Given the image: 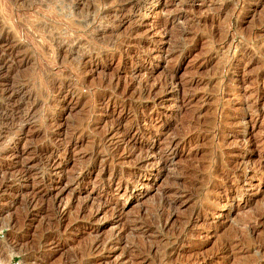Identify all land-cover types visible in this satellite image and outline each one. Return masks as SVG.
Returning <instances> with one entry per match:
<instances>
[{"label": "rangeland", "instance_id": "obj_1", "mask_svg": "<svg viewBox=\"0 0 264 264\" xmlns=\"http://www.w3.org/2000/svg\"><path fill=\"white\" fill-rule=\"evenodd\" d=\"M134 3L0 0V264H264V0Z\"/></svg>", "mask_w": 264, "mask_h": 264}, {"label": "bare ground", "instance_id": "obj_2", "mask_svg": "<svg viewBox=\"0 0 264 264\" xmlns=\"http://www.w3.org/2000/svg\"><path fill=\"white\" fill-rule=\"evenodd\" d=\"M143 1H144V3H143L142 5H140V4H138V3H134V4L131 5V8H134L136 12H139V11H141V10H143V9H146V8L148 9L149 7H151V4H152V2H153L154 0H143ZM139 3H140V2H139ZM159 6H160V3H158V8H159ZM158 8H157V7H154L153 9L155 10V9H158ZM161 12H162V11H161ZM163 13H164V12H163ZM154 16H155V15H154ZM152 17H153V16H152ZM169 23H170V22H169ZM164 30H165V29H164ZM166 35H167V34H166ZM168 36H169V35H168ZM2 45H3V44H2ZM4 46H5V45H4ZM6 46H7V45H6ZM8 47H9V46H8ZM4 48H5V47H4ZM10 48H11V47H10ZM10 48H9V49H10ZM3 50H4V49H3ZM84 52H85V51H84ZM3 54H4V52H3ZM7 54H10V52L7 53ZM5 56H6V55H5ZM7 57H8V56H7ZM1 60H2V59H1ZM5 61H7V60H5ZM2 65H4V64H2ZM0 67H1V66H0ZM8 68H9V67H8ZM0 69H1V68H0ZM10 95H11V94H10ZM14 95H15V94H14ZM8 96H9V94H8ZM13 97H14V96H13ZM10 99H11V96L9 97V100H10ZM154 106H155V105H154ZM3 110H4V109H3ZM4 111H6V110H4ZM11 115H12V114H11ZM13 116H14V115H13ZM6 118H8V117H6ZM6 118H5V119H6ZM14 118H15V117H14ZM9 119H10V118H9ZM15 120H16V119H15ZM19 120H20V119H19ZM16 121H17V120H16ZM19 122H20V121H19ZM19 122H18V125H16L17 127L14 126L15 129H21L22 123L19 124ZM15 123H17V122H15ZM10 127H11V126H10ZM12 129H13V128H10V129H9L10 132H11ZM12 131H14V130H12ZM135 132H136V131H135ZM141 132H142V131H141ZM206 132H207V131H206ZM139 133H140V132H139ZM11 134H12V133H7V135H4L5 137L2 138V141L5 142V141L8 139L9 136L11 137ZM2 135H3V134H2ZM126 137H127V136H126ZM129 137H130V136H129ZM131 138H132V137H131ZM165 138H166V137H165ZM168 139H169V138H168ZM129 140H130V139H129ZM7 142H9V141H7ZM127 143H128V142H127ZM168 143H169V141H168ZM4 144H5V143H4ZM170 144H171V142H170ZM5 145H6V144H5ZM97 146H98V144H97ZM160 146H161V145H160ZM165 146H166V145H165ZM168 146H169V144H168ZM173 146H174V144H173ZM63 149H64V150L66 149V145H63ZM109 151H110V150H109ZM144 151H145V150H144ZM140 152H141V151H140ZM144 154H145V153H144ZM144 154H143V155H144ZM143 155H142V156H143ZM144 156H145V155H144ZM160 157H161V156H160ZM145 159H146V158H145ZM143 160H144V159H143ZM163 160H164V161H162L161 164H162V165H166V163H168V162L171 160V158H170V159L167 158L166 160H165V158H164ZM159 161H160V159H159ZM55 164H56V163H55ZM56 165H57V164H56ZM56 165H55V166H56ZM104 165H105V164H104ZM104 165H103V166H104ZM35 166H36V165H35ZM50 166H51V165H50ZM26 167H27V166H26ZM230 167H231V166H230ZM233 167H234V166H233ZM52 168H53V167H52ZM165 168H166V167H165ZM234 169H235V168H234ZM159 170H160V169H159ZM162 170H163V169H162ZM24 171L26 172V170H23L22 172H24ZM45 171H46V170H45ZM62 171H63V170H62ZM59 172H60V171H59ZM64 172H65V171H64ZM26 173H27V172H26ZM49 173H50V172H49ZM55 173H56V172H55ZM77 173H78V172H77ZM58 174H59V173H58ZM69 174H70V173H69ZM62 175H63V173H62ZM64 175H65V174H64ZM77 175H78V174H77ZM23 176H24V175H23ZM51 176H52V174H51ZM65 176H66V175H65ZM68 176H69V175H68ZM68 176L66 177V179L69 178V180H70L72 177L70 178V177H68ZM183 176H184V175H183ZM44 177H45V176H44ZM75 177H76V176H75ZM33 178H34V177H33ZM51 178H52V177H51ZM40 179H41V178H40ZM44 179H45V178H44ZM99 179H100V178H99ZM101 179H102V178H101ZM69 180H67V181L69 182ZM97 181H98V179H97ZM97 181H96V182H97ZM120 181H121V180H120ZM3 182H4V181H3ZM3 182H2V183H3ZM2 183H1L0 185H2ZM71 183H72V182H71ZM97 183H98V182H97ZM69 184H70V183H69ZM170 184H171V183H170ZM36 185H37V184H36ZM55 185H56V184H55ZM66 185H67V184H66ZM67 186H68V185H67ZM2 187H4V186H0V192L6 190V188L2 190ZM90 187H92V186H90ZM94 187H95V186H94ZM102 187H103V186H102ZM170 187H171V186H170ZM33 188H35V187H33ZM33 188H32V189H33ZM63 188H65V186H64ZM70 188H71V187H70ZM97 188H98V187H97ZM186 188H187V187H186ZM71 189H72V188H71ZM29 190H30V189H29ZM49 190H50V189H49ZM61 190H62V189H61ZM72 190H73V189H72ZM92 190H93V189H92ZM189 190H190V189H189ZM192 190H193V189H192ZM11 191H12V190H11ZM15 191L18 192L17 190H15ZM20 192H21V191H20ZM58 192H60V190H59ZM14 193H15V192H14ZM65 193H67V192H65ZM71 193H72V191H71ZM18 194H19V193H18ZM44 194H45V193H44ZM72 194H73V193H72ZM171 194H172V193H171ZM192 194H193V193H192ZM195 194H196V193H195ZM30 195H31V194H30ZM30 195H29V196H30ZM32 195H36V194H32ZM61 195H62V194H61ZM61 195H60V196H61ZM68 195H69V194H68ZM68 195H67V197H68ZM167 195H168V194H167ZM20 196H21V195H20ZM17 197H18V196H17ZM80 197H81V196H80ZM86 197H87V196H86ZM162 197H164V196H162ZM190 197H191V196H190ZM28 198H29V197H28ZM28 198H26L27 200L25 201V207H26L27 209H28L29 207L32 206L33 202H36V201H37V200H36V201L33 200L34 197H32V199H28ZM37 198H39V197L37 196ZM83 198H84V197H83ZM72 199H74V198H72ZM84 199H86V198H84ZM163 199H164V198H163ZM42 200H43V199H42ZM42 200H41V201H42ZM74 200H75V199H74ZM76 200H77V198H76ZM82 200H83V199H82ZM159 200H160V199H159ZM77 201H79V199H78ZM83 201H84V200H83ZM83 201H82V202H83ZM91 201H94V198H93V200H91ZM95 201H97V200H95ZM165 201H166V200H165ZM170 201H171V200H170ZM58 202H59V204H60V201H58ZM62 202H63V201H62ZM66 202H67V201H66ZM80 202H81V201H80ZM159 202H160V201H159ZM161 202H162V201H161ZM64 203H65V202H64ZM64 203H63V204H64ZM96 203H97V202H96ZM165 203H166V202H165ZM66 204H67V203H66ZM66 204H65V205H66ZM75 204H76V202H75ZM77 204H78V203H77ZM81 204H82V203H81ZM81 204L79 203V205H81ZM157 204H158V203H157ZM163 204H164V203H163ZM160 205H162V204H160ZM168 205H169V204H168ZM61 206H62V205H61ZM77 206H78V205H77ZM77 206H76V207H77ZM95 206H96V205H95ZM176 206H177V205H176ZM66 207H67V206H66ZM98 207H99V206H98ZM168 207H169V206H168ZM170 207H171V205H170ZM178 207H179V206H178ZM33 208H34V206H33ZM60 208H61V210H58V209H57V212H56V214H57L56 217H57V223H58V224H60V222L63 220L62 217H63V215H64L63 208H62V207H60ZM69 208H70V207H69ZM74 208H75V207H74ZM80 208H81V207H80ZM162 208H163V207H162ZM165 208H166V207H165ZM49 209H50V208H49ZM65 209H66V208H65ZM82 209H83V208H82ZM82 209H81V210H82ZM166 209H167V208H166ZM74 210H75V209H74ZM76 210H78V209H76ZM96 210H97V209H96ZM160 210H161V209H160ZM163 210H164V208H163ZM174 210H175V209H174ZM66 211H67V210H66ZM72 211H73V210H72ZM72 211L69 210V212H72ZM86 211H87V210H86ZM75 212H76V211H75ZM75 212H74V213H75ZM76 213H77V212H76ZM95 213H96V212H95ZM161 213H162V212H161ZM165 213H166V212H165ZM69 214H70V213H69ZM146 214H147V212H146ZM73 215H74V214H73ZM73 215H72V218L74 217ZM77 215H78V214H77ZM77 215H76V218H75L76 221H77V217H78ZM85 215H86V214H85ZM190 215H191V214H190ZM52 216H53V215H52ZM66 216L69 217L70 215H69V216L66 215ZM81 216L83 217V215H81ZM92 216H94V215H92ZM143 216H144V215H143ZM70 217H71V216H70ZM82 217H81V218H82ZM88 217H89V216H88ZM53 218H55V217H53ZM78 218H79V217H78ZM81 218H80V219H81ZM90 218H91V217H90ZM153 218H154V217H153ZM155 218H156V217H155ZM164 218H165V217H164ZM186 218H188V217H186ZM190 218H191V217H190ZM194 218H196V217L194 216ZM2 219H3V218H1V220H2ZM95 219H96V218H95ZM158 219H159V218H158ZM32 220H33V219H32ZM66 220H69V219H66ZM72 220H74V218H73ZM82 220H83V218H82ZM153 220H154V219H153ZM167 220H168V219H167ZM167 220H166V221H167ZM194 220H197V219H194ZM70 221H71V219H70ZM86 221H87V218H86ZM88 221H89V220H88ZM88 221H87V222H88ZM164 221H165V220H164ZM166 221H165V222H166ZM52 222H53V221H52ZM54 222H55V221H54ZM71 222L73 223L74 221H71ZM71 222H70V223H71ZM89 222H90V221H89ZM89 222H88V223H89ZM92 222H93V221H92ZM126 222H127V221H126ZM131 222H133V221H131ZM155 222H156V221H155ZM181 222H182V221H181ZM185 222H186V221H185ZM191 222H192V221H191ZM55 223H56V222H55ZM152 223H154V222L152 221ZM157 223H158V222H157ZM52 224H53V223H52ZM52 224H47V225L50 226V225H52ZM96 224H97V223H96ZM155 224H156V223H155ZM161 224H162V223H161ZM67 225H69V224L67 223ZM67 225H66V226H67ZM59 226H61V225H59ZM54 227H55L54 230H56L57 227H56L55 224H54ZM74 227H75V226H74ZM147 227H148V226H147ZM67 228H68V227H67ZM128 228H129V227H128ZM17 229H18V228H17ZM63 229L66 230V227L63 228ZM134 229H135V228H134ZM65 230H63V231L66 232ZM243 230H244V229H243ZM60 231H61V230H60ZM68 231H69V230H68ZM74 231H75V230H74ZM128 231H129V230H128ZM162 231H163V230H162ZM58 232H59V231H58ZM69 232H70V231H69ZM105 232H106V231H105ZM125 232H126V230H125ZM180 232H181V231H180ZM244 232H245V231H244ZM59 233H60V232H59ZM67 233H68V232H67ZM60 234H62V233H60ZM60 234H58V235H60ZM70 234H71V233H70ZM178 234H179V233H178ZM127 235H129V234H127ZM131 235H132V234H131ZM136 235H138V234H136ZM136 235H135V236H136ZM174 235H175V234H174ZM249 235H250V234H249ZM48 236H49V235H48ZM147 236H148V234H147ZM97 237H98V235H97ZM102 237H103V236H102ZM123 237H124V236H123ZM246 237H247V236H246ZM49 238H50V237H49ZM129 238H130V237H129ZM136 238H137V237H136ZM149 238H150V237H149ZM70 239H71V238H70ZM93 239H94V238H93ZM95 239H96V238H95ZM171 239H172V238H171ZM242 239H243V238H242ZM242 239H241V240H242ZM51 240H52V239H51ZM55 240H56V239H55ZM96 240H97V239H96ZM103 240H104V239H102V243H103ZM105 240H106V239H105ZM112 240H113V239H112ZM118 240H119V239H118ZM137 240H138V239H137ZM234 240H235V239H234ZM127 241H128V240H127ZM239 241H240V240H239ZM92 242H93V241H92ZM92 242H91V243H92ZM94 242H95V241H94ZM94 242L91 244L90 248L93 247V246L95 245ZM99 242H100V241H99ZM105 242H106V241H105ZM119 242H120V240H119ZM148 242H149V241H148ZM150 242H151V241H150ZM153 242H154V241H153ZM230 242H231V241H230ZM51 243H52V242H51ZM65 243H66V242H65ZM151 243H152V242H151ZM52 244H53V243H52ZM57 244H58V243H57ZM86 244H87V243H86ZM89 244H90V243H89ZM103 244H104V243H103ZM140 244H141V242H140ZM157 244H158V243H157ZM19 245H20V244H19ZM99 245H101V244H99ZM151 245H152V244H151ZM224 245H225V244H224ZM236 245H237V244H236ZM21 246L23 247L22 244H21ZM61 246H62V245H61ZM101 246H102V245H101ZM103 246H104V245H103ZM160 246H161V245H160ZM178 246H179V245H178ZM231 246H232V245H231ZM54 247H55V246H54ZM97 247H98V246H97ZM124 247H125V246H124ZM128 247H129V246H128ZM146 247H148V246H146ZM19 248H20V247H19ZM81 248H82V247H81ZM81 248H80V249H81ZM83 248H84V247H83ZM83 248H82V249H83ZM94 248H96V247H94ZM101 248H102V247H101ZM103 248H104V247H103ZM139 248H140V247H139ZM141 248H142V247H141ZM88 249H89V248H88ZM88 249H87V251H88ZM99 249H100V248H99ZM127 249H128V248H127ZM161 249H162V248H161ZM83 250H84V249H83ZM93 250H94V249H93ZM97 250H98V249H97ZM33 251H34V250H33ZM163 251H164V250H163ZM90 252H92V251H90ZM94 252H95V251H94ZM99 252H100V251H99ZM122 252H123V251H122ZM156 252H157V251H156ZM80 253H81V252H80ZM85 253H86V252H85ZM96 253H97V252H96ZM128 253H129V252H128ZM138 253H139V252H138ZM142 253H143V251H142ZM136 254H137V253H136ZM158 254H159V253H158ZM73 255H74V254H73ZM129 255H130V254H129ZM162 255H163V254H162ZM76 256H77V255H76ZM83 256H84V255H83ZM137 257H138V256H137ZM125 258H126V257H125ZM127 258H128V257H127ZM153 259H154V258H153ZM158 259H159V258H158ZM125 260H126V259H125ZM141 260H142V259H141ZM145 260H146V259H145ZM62 262H63V261H62ZM28 263H29V262H28ZM33 263H34V262H33ZM70 263H71V262H70ZM102 263H103V262H102ZM132 263H133V262H132ZM31 264H32V263H31ZM75 264H76V263H75ZM103 264H104V263H103ZM106 264H107V263H106ZM111 264H112V263H111ZM118 264H119V263H118ZM127 264H128V263H127Z\"/></svg>", "mask_w": 264, "mask_h": 264}]
</instances>
